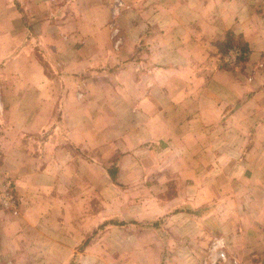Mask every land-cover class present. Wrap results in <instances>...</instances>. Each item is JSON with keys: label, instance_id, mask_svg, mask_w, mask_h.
Segmentation results:
<instances>
[{"label": "crops", "instance_id": "obj_1", "mask_svg": "<svg viewBox=\"0 0 264 264\" xmlns=\"http://www.w3.org/2000/svg\"><path fill=\"white\" fill-rule=\"evenodd\" d=\"M227 32L249 46L243 71L218 67ZM0 97V171L23 200L0 212V264H67L103 222L79 192L161 221L154 245L114 232L109 264H202L216 238L229 264H264V0H0Z\"/></svg>", "mask_w": 264, "mask_h": 264}, {"label": "rangeland", "instance_id": "obj_2", "mask_svg": "<svg viewBox=\"0 0 264 264\" xmlns=\"http://www.w3.org/2000/svg\"><path fill=\"white\" fill-rule=\"evenodd\" d=\"M232 50H233L232 48L230 50H228L225 53V55L224 54L220 55V53L218 51V53H219L218 54L219 55L218 56V67L222 70H228V71L232 70L234 72L243 71L246 64L241 65L238 63V60L235 63H231V61L227 59V57L229 56V52ZM53 84L55 85V88H56L54 90V92L60 91L61 87L58 84V81L53 82ZM0 99H1V97H0ZM1 106H2V102H0V110H1L0 111V124L2 123L3 127L5 128L4 124L6 125L8 117L6 114L2 115V107ZM59 116H60V113H57V111L54 110V112L51 116V121L52 120L55 121L56 119L59 120ZM43 135H41V137ZM99 155H100V152L98 154V159L101 161V163H102L101 165L105 166L106 168L116 170L115 168H117V163H118L117 158H120L119 154L117 156H114L111 159H108V160L101 159V157ZM92 162H94V161H92ZM5 176L9 177V179L12 180V183H13L12 185L14 188V181L8 172L0 171V185H1L2 181L4 180ZM137 178H138V176H137ZM110 180H111V178H110ZM87 182H88V177H85L83 175L81 177L82 186H86ZM118 183H119V185L114 184L118 190L124 191L123 188H125V189L127 188L126 190L129 191L132 196L135 195L136 193L138 194V192L136 190H134L137 187V186H134V184H138V180L132 182V184H130V186L128 184H123L121 182H118ZM13 191H14V197H15V205L17 207L18 212L17 213L14 212L15 210H14L13 206H4L1 203H0V212H6V214L11 213L14 216H17L18 213H20V209H21V206L23 204V200H22V197L20 195H17L16 189L15 190L13 189ZM115 194L116 193H113V195H115ZM154 194H155V190H152L148 193L147 196L151 197ZM79 195L82 196V201L84 204L82 219L87 218V216L90 215L91 212H93L94 215L97 216L96 218L100 221L104 222V221L109 220V219H115L118 222H125V224H123V225H109V228L111 230V231H109V234L111 233V235H112L111 240H109L108 235H107L108 230H106V227H101V225H102L101 223H103V222H99L98 226L95 227L93 230H91L90 233H88V236H87V234H85L86 238L83 239L84 241L82 242L81 245L79 244L80 246L79 245L77 246V248H76L77 250L67 260V264H79L80 263V260H79L80 256L82 255L83 252H85L87 250L97 251L100 254H102L103 259L100 261V264H109L114 259H120L121 257L116 256L120 253H119V251L115 250V248L119 247L120 245L116 244V241L114 239V232L119 233L121 231H127V232H129L130 235L139 236V237H141V239L145 238L147 240L148 244L154 245V238H155V232L154 231H157L160 229V225H159L161 223L160 220H158V221L157 220H143V221H137L136 220L135 221V220H131V219L125 220L122 217H120V218L119 217H109L111 215H109L106 212L107 207H105V204H104L102 198L101 199L96 198V199L91 201L90 194H88L86 192H83V193L79 192L76 194L72 193V195H71L72 197L71 196L67 197V194H65V196L68 200L74 198L75 196H79ZM109 196L111 197V195H109ZM111 199H114V198L111 197ZM26 201H27V199H26ZM26 201H25V204H27ZM52 228H55V227L52 225L51 227H49V230ZM58 228L59 227H57V229ZM60 232H61V234L71 236L72 237V243L75 242V235H76L75 231L69 230L68 227H60ZM92 232H93V234H91ZM89 244H90V246L87 247ZM163 244H164V247L167 249V247H169V245H170V240L169 239L164 240ZM82 246L84 247L83 248L84 250L80 251V248ZM164 254L165 255H162L160 257H157V256H153V257H157L155 260H157L159 262H165L166 256L168 254H167V252H165ZM206 258H207V256H202V258H201L202 264L205 262ZM229 262L230 261H228L227 264H229Z\"/></svg>", "mask_w": 264, "mask_h": 264}, {"label": "built area", "instance_id": "obj_3", "mask_svg": "<svg viewBox=\"0 0 264 264\" xmlns=\"http://www.w3.org/2000/svg\"><path fill=\"white\" fill-rule=\"evenodd\" d=\"M239 52L235 49L229 52L227 57L231 63H235L238 60ZM12 180L5 176L0 185V203L4 206H13L14 212L17 213V207L15 205V197L13 191ZM207 258L203 264H227L229 261L228 250L221 238H216L212 241V245L206 254ZM236 263V261H234Z\"/></svg>", "mask_w": 264, "mask_h": 264}, {"label": "trees", "instance_id": "obj_4", "mask_svg": "<svg viewBox=\"0 0 264 264\" xmlns=\"http://www.w3.org/2000/svg\"><path fill=\"white\" fill-rule=\"evenodd\" d=\"M231 48L239 52L238 63L241 65L246 64L247 61L249 60V54H250V49L248 44L242 39L241 36L234 35V33L232 32H227L225 41L217 44V49L220 55L223 54L225 55V53ZM109 173L113 183L119 185L117 180L118 176L115 173V171H109ZM123 224H125V222H118L115 219H109L106 220L104 223H102L101 227H105L109 225H123ZM83 248L84 247L82 246L80 248V251H83L84 250Z\"/></svg>", "mask_w": 264, "mask_h": 264}]
</instances>
